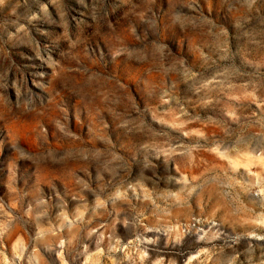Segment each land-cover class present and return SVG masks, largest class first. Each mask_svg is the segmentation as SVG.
<instances>
[{
	"label": "rangeland",
	"instance_id": "obj_1",
	"mask_svg": "<svg viewBox=\"0 0 264 264\" xmlns=\"http://www.w3.org/2000/svg\"><path fill=\"white\" fill-rule=\"evenodd\" d=\"M0 264H264V0H0Z\"/></svg>",
	"mask_w": 264,
	"mask_h": 264
}]
</instances>
